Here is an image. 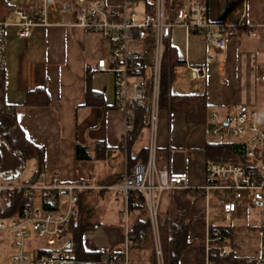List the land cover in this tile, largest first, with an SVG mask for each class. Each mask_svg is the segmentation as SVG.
Returning a JSON list of instances; mask_svg holds the SVG:
<instances>
[{"label": "crops", "instance_id": "1", "mask_svg": "<svg viewBox=\"0 0 264 264\" xmlns=\"http://www.w3.org/2000/svg\"><path fill=\"white\" fill-rule=\"evenodd\" d=\"M38 1V4L32 3L33 0L17 3L9 0V3L13 8L23 6L37 12L42 8V0ZM98 1L108 11L121 15L124 0ZM144 1L153 8L155 0ZM168 1L169 4H177L184 0H164L165 15ZM199 1L207 8L208 20L225 21L231 26L225 36L224 50L207 45L200 35L187 34L179 26L171 29L169 44L165 48V56L169 48L173 49L180 62L167 73L170 93L204 95L207 103L206 123L200 124L188 122L182 112L169 111L160 106L156 162L172 171L187 173L188 187L163 191L158 204L159 231L161 226H165L166 233L183 235L184 243L174 245L169 255L173 264H204L208 227L218 228L227 242V237L233 234L231 229L209 224L207 191L193 188L207 183L206 170L211 160L224 159L211 151V146L220 141L207 140L210 136L208 125L212 124L211 114L223 117L243 108L264 106V98L259 97L258 92L264 87L259 78L264 70L257 65L258 51L264 52V0ZM55 4L58 11L51 18L55 24L32 27L28 38L19 37L14 26L6 28L2 100L12 107L16 125L25 138L43 150V161L38 166L35 158L27 159L34 161V170L25 182L19 183L17 174L24 171L26 161L21 164L19 157L0 141V178L13 181L0 183V186L47 184L53 175L59 183H85L86 187L78 193L79 215L74 219L75 227L67 231L64 247L75 258L73 264H104L101 262L103 254L117 252L121 256L124 250L125 199L118 185L128 169L146 161L149 132L138 114L133 118L132 128L126 132L124 115L116 107L114 73L97 69L99 59L105 60L108 66L112 65L114 46L101 34L74 24L78 7L73 0H55ZM11 13L6 18H11ZM152 44L153 38L149 35L145 41L131 39L127 47L141 54L144 63L149 66L153 55ZM147 53H150L148 63L145 60ZM206 55L213 56V60L206 65V77L199 83L193 82L184 63L201 65ZM182 64L191 81L175 83L173 70ZM214 79L221 87V96L219 100L208 102L207 90L204 92L198 86L202 84L206 87L207 81L213 83ZM36 89H43V94L34 92ZM29 94L31 100L28 101ZM76 145L85 147L89 157L76 158ZM95 204H102L103 210L97 212ZM245 207L240 206L231 218ZM127 211L129 234L136 239L133 229L138 213L137 210H129L128 206ZM146 214L148 216L147 210ZM259 217L253 228L255 230L264 214ZM149 226L150 243H140V238H137V244L129 243V264H151L148 249L154 250V245L150 221ZM74 233H77L76 237ZM77 246L81 247L79 251ZM225 246L228 247V256L220 258L213 254L215 264H240L244 258L254 257L258 252V242L254 254L245 256L237 253L236 246ZM9 248L11 252V246ZM41 248H44V243L34 246L33 253L28 254L25 244V252L32 259ZM7 260L0 259V264H8L9 255Z\"/></svg>", "mask_w": 264, "mask_h": 264}, {"label": "built area", "instance_id": "2", "mask_svg": "<svg viewBox=\"0 0 264 264\" xmlns=\"http://www.w3.org/2000/svg\"><path fill=\"white\" fill-rule=\"evenodd\" d=\"M78 12L75 25L87 31L101 34L114 46L115 53L112 65L105 60L97 61V69L110 71L115 77L116 107L124 115V128L129 131L135 115H141V123L148 128L149 144L145 162H138L128 169L118 188L125 199V237L124 250L119 256L117 252H106L101 262L104 264H129L127 249L129 243H138L133 239L128 228V201L131 197L141 196L148 212L151 235L154 245L155 264H173L165 260L158 228V204L160 195L172 188H187V173L172 171L164 164L156 162V131L160 111V95L163 79V58L166 44H169L171 29L179 26L186 33H196L203 41L217 50L226 47L225 36L230 23L214 22L207 18V8L202 1L184 0L181 3H167L165 15L164 0H155L152 6L144 0H124L123 11L117 16L108 11L98 0H73ZM141 1L142 17L138 12L130 10ZM55 0H42L40 11L33 12L23 6L12 9L11 18L0 20V113L12 111V107L2 100L4 77L5 32L8 26L17 29V35L28 38L34 26L54 25L51 21L57 13ZM254 35V33H251ZM153 38V55L149 66L144 63L141 54L130 51L127 43L131 39L146 40ZM213 60L206 55L201 65L187 66L190 78L200 82L206 77V65ZM264 83V74H260ZM212 126L209 134L217 141L237 142L236 155L238 160L214 159L207 166V183L196 190L226 189L230 198L223 202L221 210L226 219L243 204L253 210L264 204V106L243 108L227 116L211 114ZM85 183H59L55 175L47 184L7 186L23 190L26 207L18 216L0 218V248L11 246L8 264H73L75 258L64 249L67 228L72 219L79 215L78 193L85 188ZM37 191H52L53 195L37 197ZM33 235L43 240L37 256L32 259L25 252L27 239ZM258 252L254 257L244 258L240 264H264V218L256 227ZM227 239L218 228H207L204 244V264H215L213 254L225 258L228 250ZM43 249V250H42ZM42 250V251H40ZM5 264V263H4Z\"/></svg>", "mask_w": 264, "mask_h": 264}, {"label": "trees", "instance_id": "3", "mask_svg": "<svg viewBox=\"0 0 264 264\" xmlns=\"http://www.w3.org/2000/svg\"><path fill=\"white\" fill-rule=\"evenodd\" d=\"M174 4V3H173ZM13 7L9 3V0H0V20L5 19L12 11ZM153 11V8L151 9ZM180 62L174 55L173 49L169 48L166 56L163 58V79L160 95V106L168 109L169 111H179L184 113L188 122L191 123H206V109L207 103L204 95H177L172 94L169 91V79L168 71L173 65L179 64ZM39 91L44 92L43 89H36L34 92ZM43 94V93H42ZM31 100V94L28 95V101ZM0 141H2L6 147L16 154L20 163L23 164L29 158H35L38 166H41L43 161V150L39 147L34 146L30 141H28L21 130L17 127L15 122V116L12 111L0 113ZM240 144L237 142L222 143L217 142L211 146L212 154L219 155L224 159L228 160H238L239 157L236 155L237 148H240ZM242 147V146H241ZM75 156L79 159H86L87 155L85 147L81 145H76ZM52 191H37L35 195L37 197H44L53 195ZM26 207V200L23 196L22 189L16 188H2L0 189V218H9L18 216L22 213L23 209ZM129 210H137L138 216L136 218L135 228L133 229V235L135 238H140L143 241H149L150 239V226L146 210L144 209V203L140 195L136 199L129 198L128 201ZM75 219V218H74ZM74 219L71 220L67 231L69 228L75 227ZM172 230V229H171ZM166 227H160V233L163 236V244L166 239ZM75 237L77 233H74ZM172 241L170 245H173L169 250L173 251L174 245L178 243H184L183 235L181 233H173ZM174 240V241H173ZM150 243V241H149ZM147 247V246H146ZM65 250L69 251L68 248ZM80 246L76 247L79 251ZM43 250V249H42ZM40 250V251H42ZM150 255L151 264H155V255L152 248L148 249Z\"/></svg>", "mask_w": 264, "mask_h": 264}, {"label": "rangeland", "instance_id": "4", "mask_svg": "<svg viewBox=\"0 0 264 264\" xmlns=\"http://www.w3.org/2000/svg\"><path fill=\"white\" fill-rule=\"evenodd\" d=\"M12 3H17V2H21L22 0H11ZM38 0H33L32 3L34 4H38ZM134 11L138 12V17H142L143 15V7L141 5V3L136 6L133 7ZM132 9V8H131ZM149 45H147V50ZM177 48L180 50V47L177 46ZM146 63L149 62L150 60V53H147V58L145 59ZM183 65V64H182ZM177 65L176 68L173 70V81L175 83H183V82H187V81H191L189 80L190 78H188L187 73L185 72L186 67H184V65ZM257 65L260 69L264 70V52H259L258 51V57H257ZM185 69H184V68ZM194 82V81H193ZM199 83V82H198ZM202 88V90L205 92V90H207L208 94H209V100L208 102H210V100H219V97L221 96V87L217 82V79L213 80V83L210 81H207L206 87L205 85L200 84L198 87ZM206 88V89H205ZM259 92V97H263L264 98V87L260 88L258 90ZM211 104V103H210ZM232 111V110H231ZM232 113V112H231ZM210 118L208 117V120ZM211 120V119H210ZM207 140L209 142H214L216 139L210 135L207 137ZM25 168L24 171L22 173H18L17 177L19 180V183L25 182L28 177L30 176L29 174L32 173V171L34 170V161L33 160H26L25 162ZM32 168V169H30ZM13 183V181L11 179H6L3 180V178H0V183ZM229 191L226 189H210L207 191V220L209 222V224L211 225H217L221 228H225V229H231L233 234L230 235L228 238V242L227 243H223L227 246H236L235 250L237 251V253H239L240 255H252L255 252V247H256V243H257V236H256V230L253 229L254 226L257 224L258 220L261 218L259 216L264 214V204L261 207H257L253 210H249L248 208H243L241 211H239V214L235 217H232L229 220H226L223 215L221 214V203L223 201H226L229 198ZM243 204H241L242 206ZM244 206V205H243ZM104 208V206L102 204L96 205L95 204V209L97 212L102 211ZM238 210V209H237ZM168 231V230H166ZM168 233V232H167ZM160 238H161V243H162V249H163V253L165 256V260H167L169 262V260H171L170 256L172 254V252L169 251V249L173 246L170 245L171 241H172V236L171 233L166 234V239L164 244H163V236L160 233ZM30 241L26 243V252L28 254H32L33 253V247L37 246V245H43V240L41 239H37L36 237H34L33 235H31V238L29 239ZM174 241V240H173ZM228 248V247H227ZM10 253V248L8 245H2L1 246V253H0V259L5 260V262H7V258L8 255ZM3 258H2V256ZM172 261V260H171Z\"/></svg>", "mask_w": 264, "mask_h": 264}, {"label": "water", "instance_id": "5", "mask_svg": "<svg viewBox=\"0 0 264 264\" xmlns=\"http://www.w3.org/2000/svg\"><path fill=\"white\" fill-rule=\"evenodd\" d=\"M212 126V124L208 125V128H210Z\"/></svg>", "mask_w": 264, "mask_h": 264}]
</instances>
